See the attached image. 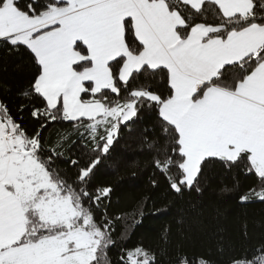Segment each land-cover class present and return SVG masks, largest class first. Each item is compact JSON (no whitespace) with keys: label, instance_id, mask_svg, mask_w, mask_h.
I'll list each match as a JSON object with an SVG mask.
<instances>
[{"label":"snow or ice","instance_id":"obj_1","mask_svg":"<svg viewBox=\"0 0 264 264\" xmlns=\"http://www.w3.org/2000/svg\"><path fill=\"white\" fill-rule=\"evenodd\" d=\"M0 46L36 66L24 95L43 105L32 112L41 129L72 122L94 155L69 160L70 182L57 161L72 133L46 147L0 104V264H111L114 222L96 210L112 189L88 185L144 107L163 140L155 167L173 191L200 192L202 164L215 158L258 178L241 202L264 201V0H0ZM143 213L127 216L136 224ZM122 259L156 264L142 247ZM231 264H264V244Z\"/></svg>","mask_w":264,"mask_h":264},{"label":"trees","instance_id":"obj_2","mask_svg":"<svg viewBox=\"0 0 264 264\" xmlns=\"http://www.w3.org/2000/svg\"><path fill=\"white\" fill-rule=\"evenodd\" d=\"M19 2L24 7L31 0ZM29 57L0 46V104L7 107L27 135L40 131L46 147L62 134L72 133L64 145L65 156L57 161L71 182L78 169L69 160L78 159L83 165L94 158L91 142L72 129V122L53 121L41 129L43 117H33L32 112L43 105L38 98L24 95L31 90L36 75V66ZM136 86L138 83L132 85ZM155 121V114L144 107L126 122L127 127L122 124L88 185L91 193L102 187L112 189L110 198L96 210L97 220L106 214L114 222L112 236L116 244L108 252L111 264H123L122 257L136 247L151 252L156 264H176L181 257L193 264L200 260L231 264L233 257L251 253L264 244V201L240 200L250 190H259L254 173H246L242 167L229 169L223 162L209 158L198 176L201 191L186 188L182 194L176 193L155 167V158L162 159L158 148L163 145ZM141 205L143 216L138 215L140 222L133 224L127 214ZM117 216L123 218L116 220Z\"/></svg>","mask_w":264,"mask_h":264}]
</instances>
